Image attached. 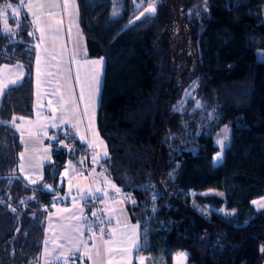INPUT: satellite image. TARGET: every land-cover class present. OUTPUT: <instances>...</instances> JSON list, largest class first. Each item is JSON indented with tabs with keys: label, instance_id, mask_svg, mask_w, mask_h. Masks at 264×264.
<instances>
[{
	"label": "trees",
	"instance_id": "16d2710c",
	"mask_svg": "<svg viewBox=\"0 0 264 264\" xmlns=\"http://www.w3.org/2000/svg\"><path fill=\"white\" fill-rule=\"evenodd\" d=\"M148 3L77 0L87 55L104 57L96 121L105 170L136 198L129 215L164 264L182 250L192 264H263L264 208L251 199L264 195V0H154L153 14L138 15ZM32 30L22 0H0V64L24 68L0 97V264H40L45 183L57 186L67 160L89 159L67 126L54 131L39 181L18 170L23 143L9 120L33 114ZM227 124L216 163L215 135ZM209 187L222 195L196 192ZM194 201L223 210L206 214ZM139 249L149 251L143 241Z\"/></svg>",
	"mask_w": 264,
	"mask_h": 264
},
{
	"label": "rangeland",
	"instance_id": "374dc122",
	"mask_svg": "<svg viewBox=\"0 0 264 264\" xmlns=\"http://www.w3.org/2000/svg\"><path fill=\"white\" fill-rule=\"evenodd\" d=\"M152 2V4L148 3L145 7L140 9L138 15L146 12L149 7L155 8L154 0H152ZM20 9L19 5H15L13 7L16 14ZM50 16L54 17L56 29H47L42 32L45 33L44 35H48L44 39V42L47 44L46 47L37 40L34 28L35 26H33L32 30L35 37V47L39 50V54L36 55L33 68L35 87L33 115H15L9 120V123L20 134V138L24 146L20 156L23 154V161L26 165L33 163L36 153H38L39 149H41L39 147L41 139L47 143L50 149V141L54 137V131L67 126L73 129L79 138L83 136L85 137L84 141L93 145L90 148L91 162L94 165H98L101 163L100 160L104 156L100 157L98 163L93 162V157L102 151V148L95 147V144L102 141L103 145L106 146L108 153L106 142L98 131L96 121L97 106L100 98V88L104 70V57H90L87 55L85 36L81 28L79 8L76 0H68V7L65 8V16L67 20L66 26L63 19H60V15L58 13L51 14ZM41 17L42 16H40V18ZM260 17L264 20V4L262 6ZM43 18H45V15ZM7 26L9 25H6V28H8ZM67 27L68 29L66 30ZM101 60V64L91 63L93 61ZM10 66H20L21 69H23V66L18 62L12 64L1 63L0 87L13 80L9 76L10 72L7 70ZM78 77L79 79H77ZM93 77H96V79ZM82 89L84 97L83 100L80 99ZM191 89L192 86L189 90ZM53 124H55L56 127H53ZM87 135L89 139L86 140ZM225 136L228 137L227 141H225V145H227L230 139V125L228 124L224 125L215 135V143L218 145L219 149L214 154L213 160L218 152L222 151L223 155L225 147L222 150L217 141L223 140ZM68 169L69 168L64 170L59 178L60 181H63V183L67 186L72 184L71 175L75 169H77L84 176L86 175L80 167L78 168L77 166H73L72 172ZM64 176H66V182H64ZM196 192L202 194H222V190L212 187L197 190ZM253 201L264 203V195L252 198L251 202ZM193 205L198 210H201L206 214H209L212 209L223 210V207L218 208L209 204L202 205L197 201H194ZM153 206L154 203H152L151 208H153ZM254 206L258 208V205ZM94 222L97 227L96 218ZM98 230L100 231V228H98ZM105 232H107L106 229ZM142 234L143 247H148L149 251H145V249L140 251V260L143 259L144 264H164L160 253L153 254V249L156 247V244L150 240L146 227H143ZM179 253L186 254L183 264H192L187 261L186 250L176 253L175 260ZM83 264H85V260L83 261Z\"/></svg>",
	"mask_w": 264,
	"mask_h": 264
},
{
	"label": "crops",
	"instance_id": "0c3cea01",
	"mask_svg": "<svg viewBox=\"0 0 264 264\" xmlns=\"http://www.w3.org/2000/svg\"><path fill=\"white\" fill-rule=\"evenodd\" d=\"M22 1L32 20L33 26H35L37 40L46 47L47 44L44 42V39L48 35H44L45 33L42 32L47 29H56L54 17L50 15L58 13L60 19H63L65 26L67 25L65 0ZM44 15L45 18H43ZM40 16L42 17L40 18ZM38 54L39 50H36V55ZM23 69L20 66H10L7 70L10 72L9 76L13 80L19 79L20 81L24 74ZM87 139H89L88 135ZM88 144L87 142V146L89 147L90 144ZM39 147L41 149L36 153L32 164L26 165L23 161V155L19 159L18 170L25 180L30 183L32 181H39L42 178L43 164L51 159V145L49 149L47 143L41 139ZM90 148L87 167L84 163L78 165L73 160H67L61 170L62 173L69 168L68 170L72 172L73 166H77L85 172V176L75 169L71 175L72 184L70 186L65 185L60 179L57 186L51 182L45 183V187L52 191V196L45 220V235L41 248L40 264H74L76 260H79L80 264H83L84 260L85 264H101V256L97 255V249L99 248L103 253V241L109 239L115 241L111 245L112 248L129 249L128 252L115 251L112 254L113 264H125V262L127 264H139V252L141 251L139 247L143 241V229L138 220L131 219L127 209L129 203L126 200V195H131L132 193L123 190L106 174L102 158L100 164H92ZM22 150L20 153H22ZM100 173H103V175H100ZM106 181H110V183ZM64 182H66V176H64ZM60 185H63V189L58 188ZM113 185L120 190L119 193L114 190ZM96 188H101L108 195L104 196L103 193H96ZM90 190L96 195L106 215L107 232H105L103 238H101L100 231L94 222L95 218L92 215L94 204L92 203V198L88 197ZM87 205L89 206L87 207ZM109 218H111L110 223ZM93 233H95V236H93ZM133 241H137L139 246L134 248ZM85 253H89L91 259L85 256ZM175 256L176 254L173 256L172 264L176 263ZM105 264H107L106 260Z\"/></svg>",
	"mask_w": 264,
	"mask_h": 264
},
{
	"label": "snow or ice",
	"instance_id": "6c2138e0",
	"mask_svg": "<svg viewBox=\"0 0 264 264\" xmlns=\"http://www.w3.org/2000/svg\"><path fill=\"white\" fill-rule=\"evenodd\" d=\"M6 7H11V5H6ZM68 7V0H65V8ZM146 12L148 14H153L155 12V8L154 7H149ZM115 15V13H114ZM142 15H144V13H142ZM10 29H7L5 28V31H9ZM91 63H94V64H101L102 63V60L101 61H93ZM94 79H96V77H93ZM79 79V77L77 78ZM19 79L17 80H11L9 81L8 83L4 84L2 87H0V94H3L6 90H9L11 88H15L18 84H19ZM83 89H82V92H81V96H80V99L83 100ZM67 103V102H65ZM4 123H7V122H3V121H0V124H4ZM53 127H56L55 124H53ZM98 135V134H97ZM52 139H55L54 137ZM228 137L225 136L223 140H218L217 143L221 146V149L223 150V148L226 146L225 145V141H227ZM80 140L83 142L85 140V137L81 136L80 137ZM93 145H89V147H92ZM95 147H100L102 148V151L97 153L94 157H93V162L94 163H98L99 162V159L101 156H104L106 157L107 156V150H106V146L103 145V142L100 141L98 144H95ZM23 155V154H21ZM222 159V151L221 152H218L216 154V157L214 158V162L216 163H219ZM80 163H83V160L80 161ZM67 174V173H66ZM100 175H103V173H100ZM107 183H110V181H106ZM32 183H36V181H32ZM113 188L114 190L119 193V189L118 188H115V186L113 185ZM95 192L96 193H103L104 196H107L108 193L104 190H102L101 188H96L95 189ZM222 195V194H221ZM88 197L92 198V199H96L97 197L91 192V190L89 191L88 193ZM82 198H87V197H82ZM133 203H135V201H132ZM254 205H258V208H264V203H261L259 201H253L252 202ZM93 216H97L98 217V213L94 212L92 213ZM99 218V217H98ZM101 223H104L103 220L100 221ZM111 222V218H109V223ZM89 231H91V229H89ZM100 234H101V238H103V236L105 235V229L101 228L100 229ZM113 234H114V231H113ZM93 236H95V233H93ZM115 241L114 240H104L103 241V244H104V252L102 253L101 250L98 248L97 249V255L98 256H101V264H105V260L107 262V264H113L112 262V254L115 252V251H121V252H128L129 249H114L111 247L112 244H114ZM138 243L137 241H133V247H138ZM264 250V249H262ZM106 254V255H105ZM85 256H87L89 259H91V256L89 253H85ZM186 258V254L185 253H179L177 255V258H176V264H183V261L184 259ZM125 264H127V262H125ZM139 264H144V260L141 259L139 261Z\"/></svg>",
	"mask_w": 264,
	"mask_h": 264
},
{
	"label": "built area",
	"instance_id": "2783aa9c",
	"mask_svg": "<svg viewBox=\"0 0 264 264\" xmlns=\"http://www.w3.org/2000/svg\"><path fill=\"white\" fill-rule=\"evenodd\" d=\"M71 144V143H70ZM84 164L87 167L88 165V161H87V155L84 156ZM96 196V195H95ZM126 200L128 201L129 204L133 205L136 204V198L131 194V195H126ZM132 201H135V203H133ZM92 203L94 204V209H93V213L96 212L98 213V217L94 216L96 218V222H97V227L98 228H103L106 229V215L102 209L101 204L99 203V201L96 199H92ZM103 220L104 223H101L100 221ZM74 264H80L79 260H76L74 262Z\"/></svg>",
	"mask_w": 264,
	"mask_h": 264
}]
</instances>
